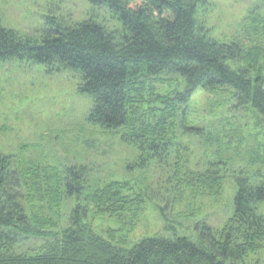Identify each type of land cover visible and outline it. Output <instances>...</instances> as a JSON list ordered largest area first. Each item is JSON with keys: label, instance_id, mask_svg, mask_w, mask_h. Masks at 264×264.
Here are the masks:
<instances>
[{"label": "rangeland", "instance_id": "374dc122", "mask_svg": "<svg viewBox=\"0 0 264 264\" xmlns=\"http://www.w3.org/2000/svg\"><path fill=\"white\" fill-rule=\"evenodd\" d=\"M48 16L67 25L95 18L109 28L119 27L108 8L90 0H0L2 25L20 34L39 33ZM197 21L215 41H238L256 50L252 76H264V0H203ZM81 82V74L71 69L0 62V154L13 156L37 184L43 202L27 206L40 228L60 232L68 227L72 209L86 200L64 194L69 168L84 172L87 198L114 181L130 186L123 197L131 204L106 215L96 214L91 204L87 219L97 234L126 248L156 235L196 240V228L203 224L220 234L235 213L236 178L264 182V125L257 123L253 110L235 108L233 90H198L184 117L182 105L172 115L162 105L164 98L184 89L180 76L161 75L138 85L133 126L154 130L168 144L154 157L125 139L131 129L106 131L88 121L94 102L80 92ZM259 212L264 215V204ZM2 235L0 229V248ZM52 242L29 237L1 252L35 256L47 253ZM255 250L247 263L264 264V237Z\"/></svg>", "mask_w": 264, "mask_h": 264}, {"label": "trees", "instance_id": "16d2710c", "mask_svg": "<svg viewBox=\"0 0 264 264\" xmlns=\"http://www.w3.org/2000/svg\"><path fill=\"white\" fill-rule=\"evenodd\" d=\"M90 1L108 8L119 27L109 28L95 18L67 25L48 16L42 31L24 35L5 28L0 17V62L29 61L51 71L79 72V90L94 102L88 121L106 131L131 129L125 139L154 157H160L168 144L158 140L154 130L135 128L130 118L138 85L157 76L177 75L185 81L184 89L162 100L171 115L182 105L185 117L198 90L231 89L235 108L253 110L257 123L264 125V76H252L259 53L238 41L211 39L197 21L203 0ZM257 25L253 19L254 29ZM186 128L201 134L199 129ZM16 162L13 156L0 154V264H248V255L264 237V215L259 212L264 182L253 184L238 176L235 213L220 234L203 224L196 228V240L156 235L131 248L120 247L87 222L89 205L98 215L118 212L132 203L123 197L130 186L114 181L92 191L89 199L84 172L76 168L68 169L64 194L86 200L72 209L68 227L53 234L32 219L27 203L43 201L33 177ZM29 237L53 238V242L47 253L35 256L1 252Z\"/></svg>", "mask_w": 264, "mask_h": 264}]
</instances>
